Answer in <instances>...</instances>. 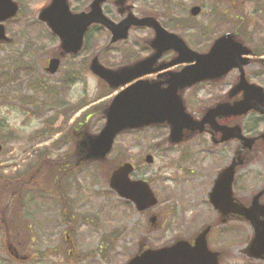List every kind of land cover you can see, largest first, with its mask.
<instances>
[{"label":"rangeland","instance_id":"rangeland-1","mask_svg":"<svg viewBox=\"0 0 264 264\" xmlns=\"http://www.w3.org/2000/svg\"><path fill=\"white\" fill-rule=\"evenodd\" d=\"M47 1L21 0L19 16L6 23L12 43L0 46V264H125L139 247L164 246L203 223L196 217L197 199L231 161L236 142L215 146L210 135H203L175 146L161 128L131 131L117 138L106 162L82 160L75 167L80 130L75 121L86 112L89 118H83L81 129L97 133L109 98L103 97L106 83L88 68L81 82L63 79L81 72L83 59L97 53L116 64L125 48L140 55L152 33L133 29L126 47H117L101 30L89 39L92 49L79 59L62 58V73L51 76L46 66L60 53V42L37 18ZM126 5L138 16L153 12L171 24L191 20L190 8L201 6L191 22L195 27L170 30L197 50L207 49L220 33L237 32L253 50L247 75L264 86V0H125ZM121 7L110 4L111 17L118 20ZM135 42L143 46L135 50ZM211 89L206 85L188 93L186 101L196 116L214 101ZM259 123L263 130L264 122ZM147 154L154 155L153 164L146 163ZM128 161L136 164L132 178L149 180L160 200L147 212H139L109 186V169ZM241 173L248 177L246 191H253L255 178H264V153ZM153 214L156 223L150 221Z\"/></svg>","mask_w":264,"mask_h":264},{"label":"water","instance_id":"water-1","mask_svg":"<svg viewBox=\"0 0 264 264\" xmlns=\"http://www.w3.org/2000/svg\"><path fill=\"white\" fill-rule=\"evenodd\" d=\"M103 0H95L92 3L90 13L73 14L66 0H53L52 4L42 10L40 17L47 21L51 29L59 35L62 46L66 52H78L83 44L84 33L93 22H102L110 28L113 33L112 41L127 38L128 31L132 25H147L156 30V39L153 47L157 52L133 66H125L118 70L107 69L102 66L98 58L92 61V70L114 87H120L141 76L155 70L163 69L177 62H195L180 72L171 73L166 81L167 87H162L161 82L139 81L120 92L106 111V124L99 134H89L82 142L83 148L87 150V158L103 160L112 150L115 138L123 131L143 128L153 124L168 123L171 125V140L179 142L183 138L184 129L203 130L205 123L213 126L217 116L243 114L251 109H257L264 113V89L260 86L249 84L242 70L241 81L238 87L245 92V98L234 105L220 104L208 111L202 121L194 120L186 113L179 89L191 86L205 79L221 77L234 67L242 69L248 59L242 57L249 50L236 42L232 34H225L218 38L210 51L200 54L191 50L183 39L175 34L168 33L157 20L152 17L138 19L129 16L120 24L110 22L102 14L101 3ZM18 5L12 0H0V20H6L16 16ZM201 8H192V14L197 15ZM9 41L5 28L0 24V41ZM174 48L179 52V57L168 65H161L152 69L153 64L161 54L168 49ZM59 65L58 59H53L50 70L56 71ZM224 133L223 139L239 137L246 139L241 134L240 127L218 126ZM251 144L254 139L246 140ZM2 145L0 143V151ZM147 162H153L152 156H147ZM236 163L226 168L221 176L217 190L226 189V204L232 202V182ZM133 166L130 163L117 168L110 178V186L123 198L133 201L140 211L146 210L157 204L158 200L143 180L133 181L130 173ZM258 200V197L255 201ZM230 212L239 213L252 221L256 230V238L253 242L257 254L264 253V208L257 205L250 210L233 208ZM154 220V218H153ZM209 260V251L205 241L197 242L191 246L185 241H179L171 246L160 249H148L135 256L127 264H206ZM215 261V259H214Z\"/></svg>","mask_w":264,"mask_h":264},{"label":"flooded vegetation","instance_id":"flooded-vegetation-1","mask_svg":"<svg viewBox=\"0 0 264 264\" xmlns=\"http://www.w3.org/2000/svg\"><path fill=\"white\" fill-rule=\"evenodd\" d=\"M16 1L18 3H21V0H16ZM52 1L53 0L47 1L45 6L49 5ZM92 1L93 0H80L81 4H79L76 7H73V9L74 10L78 9L79 11L87 13L91 9L90 4ZM112 3L115 5L116 4L123 5V7L119 9L120 18L118 20L114 19L110 15L111 13L110 4ZM102 10L107 16L111 17L115 21L126 19L127 15L131 11L128 5L125 6V2L119 3L117 1L114 2L113 0H104L102 4ZM104 29L106 28H104L101 24H92L89 27L86 34L87 35L88 34L92 35L96 33L98 34L101 32V30H104ZM48 30L50 33H52L49 28ZM54 39L58 40L56 37H54ZM145 51H146L145 57L153 56L157 52V50H155L152 47V45L146 47ZM54 57L59 58L60 62H59L56 72L54 73H51L50 70L47 69L48 65L46 66V71L51 76L55 74L60 75L62 73V69H61L62 64H63L62 58L69 57L70 60L75 59V58L79 59L81 57V53L71 56L67 53L62 54L60 50L59 54H56L50 58H54ZM177 57H178V53L176 51L165 50L161 54L159 59L153 64L152 69H157L161 65L170 63L173 60H175ZM83 62L84 63H80L81 72L75 71L76 73H74L72 76H69V74H66V77L63 79V81L67 79L69 80L70 83H74V82H81L82 80H85V78H83V73L85 69L87 68L86 59H83ZM250 64H251V60H249V62L243 67L244 71L246 70L247 72V67ZM110 67H113V66H110ZM182 67H183L182 64L170 66L169 69H165L157 73L152 72L150 74L142 76L141 79L156 80L158 82H162L169 78V75L167 73L168 71H172V70L177 71V70H180ZM241 74H242V70L240 68H233V70H231L225 78L209 82L207 86L211 85L212 87V89L209 91V94L214 96L213 98L214 101L210 105H215L218 102H226V101L234 102L236 100L241 99L243 93L242 92L237 93L236 90L234 89L232 90V87L238 84ZM231 75H234V77L231 82H228L227 80L229 79V77H231ZM205 84L206 83L197 84L196 86L188 89V91L184 89L181 93L183 94L185 101L190 91H193L194 89L202 88L206 86ZM112 93L113 92H111V94L108 95L109 99L103 105V108H105L108 105V102L113 96ZM207 108H205L203 112L196 118L201 119L204 113L206 112ZM102 112H103V109H102ZM85 116H86V112L80 115L78 119H76L75 121L77 122V126L80 128V130L77 132L78 133V139L76 141L77 149H78V146L80 145V140L82 136L84 135L82 133L83 129L81 128L84 125L82 121H83V118H85ZM245 117L244 116H227V117L218 116L216 117V121L218 125L219 124L220 125H226V124L235 125V124H238L239 122L241 123L242 119H244ZM86 120H87V117L85 118V121ZM165 127L169 128L167 126ZM204 130L205 131L203 133L199 131H194V132L185 131V139L179 144H176L175 146L180 145V144L183 145L184 143H188V142L190 143L192 142V140L196 138H200L203 135L205 136L210 135L211 140L213 141V144L220 143L218 142L220 138L222 137V132L220 130L215 129L211 123L207 124ZM260 135H261V132L251 134V136H260ZM260 138H258V140L251 147L243 148V144L240 141L236 142L235 152L238 154V152L241 151V155L244 158V162L248 161L247 163H249L251 160H254L256 157H258L259 153L260 154L264 153L263 151L264 150V139L263 138L260 139ZM80 155H81V151L77 150V153H75V158H74L75 167H78L81 164ZM215 178H216V174H214L212 178H210L208 187L204 188L201 191V194H200L201 197L197 199L198 201L196 203L197 205L195 204L198 207V210L196 211L197 220H201L203 221V223L198 228L192 229L193 231H191L189 234L182 233V234L177 235L176 240L186 239L191 244H195L198 238H205L209 249L211 251L216 252L218 256L219 264H264V257L263 258L254 257L253 256L254 254L252 250L250 249L251 242L253 241L254 236H255L254 228L252 227L251 223L245 218L240 217L238 215H234V214H226V199L224 197V193L220 192L218 196H216L218 202L225 201L224 207L221 209V204H220L219 205L220 208H215V204L212 201V196H210L212 192L211 189L214 185ZM247 178L248 177L245 176L244 173L238 172L233 182V191H234V197H235L236 202L241 204L243 207L249 209L252 206L253 197L259 191L264 189V178H255L256 187L253 191H250V192H247L246 188L244 187L245 182H246L245 180H247ZM223 192L226 193V190H223ZM258 203L261 206V208H264V190L262 191L258 199ZM261 219L264 220V216H262ZM227 236L231 237L233 242L231 243L228 242V239H226Z\"/></svg>","mask_w":264,"mask_h":264}]
</instances>
